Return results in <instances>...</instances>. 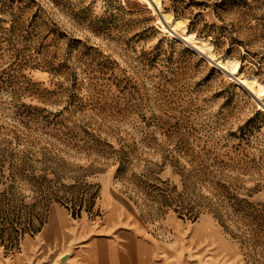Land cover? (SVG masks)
<instances>
[{
    "label": "rangeland",
    "instance_id": "1",
    "mask_svg": "<svg viewBox=\"0 0 264 264\" xmlns=\"http://www.w3.org/2000/svg\"><path fill=\"white\" fill-rule=\"evenodd\" d=\"M263 87L264 0H0V264H264Z\"/></svg>",
    "mask_w": 264,
    "mask_h": 264
},
{
    "label": "crops",
    "instance_id": "2",
    "mask_svg": "<svg viewBox=\"0 0 264 264\" xmlns=\"http://www.w3.org/2000/svg\"><path fill=\"white\" fill-rule=\"evenodd\" d=\"M65 217L53 218L49 231L66 230ZM125 240L119 238H96L86 246L78 248L77 255L69 256L64 264H144L143 242L135 234L125 233ZM62 239V236H60ZM67 252L60 253V256Z\"/></svg>",
    "mask_w": 264,
    "mask_h": 264
},
{
    "label": "bare ground",
    "instance_id": "3",
    "mask_svg": "<svg viewBox=\"0 0 264 264\" xmlns=\"http://www.w3.org/2000/svg\"><path fill=\"white\" fill-rule=\"evenodd\" d=\"M157 2H158V4H159V0H157ZM162 12H163V14L166 16L167 15V12L166 11H164V10H162ZM177 22H180V21H178V20H176ZM169 22V27H170V31H171V33L172 34H175V33H177V30H176V25L177 24H175V22H173V23H170V21H168ZM179 36H181L182 38H183V40H185V41H189L190 39H191V37L193 36V33H191L190 35H185V36H183V35H179ZM195 45H193V46H195V47H199V48H203V46L202 45H200L199 43H194ZM209 46L210 47H212L213 46V43L212 42H209ZM215 64L217 65V66H219V67H222V68H227L226 67V64H225V62L223 61V59L220 57V58H217L216 60H215ZM238 66H239V62H236V64H235V66L233 67V69H232V72L233 73H237V70H238ZM235 75V74H234ZM237 77V76H236ZM253 77V76H252ZM241 79V78H240ZM238 81H241V80H239L238 79ZM242 82V81H241ZM250 82V81H249ZM259 83V81L257 80V78H256V76H254L253 77V79H252V85L253 84H256V83ZM244 83V82H243ZM249 85V84H248ZM249 86H251V85H249ZM252 87V86H251ZM261 92H264V87L262 88V90H261ZM262 93H260V97L262 96L261 95ZM262 98V97H261ZM263 101H264V99H263ZM264 103V102H263Z\"/></svg>",
    "mask_w": 264,
    "mask_h": 264
},
{
    "label": "water",
    "instance_id": "4",
    "mask_svg": "<svg viewBox=\"0 0 264 264\" xmlns=\"http://www.w3.org/2000/svg\"><path fill=\"white\" fill-rule=\"evenodd\" d=\"M153 4H154V6L156 7V3H154L153 2ZM157 9H158V7H157ZM170 28V27H169ZM183 39V38H182ZM185 41V40H184ZM212 60L215 62V60L212 58ZM233 77H235L234 76V74H233ZM241 83V82H240ZM262 105H264V103L263 102H260ZM68 257H69V254L67 253V254H65V255H63V257H62V260L63 261H67L68 260Z\"/></svg>",
    "mask_w": 264,
    "mask_h": 264
},
{
    "label": "trees",
    "instance_id": "5",
    "mask_svg": "<svg viewBox=\"0 0 264 264\" xmlns=\"http://www.w3.org/2000/svg\"><path fill=\"white\" fill-rule=\"evenodd\" d=\"M82 208V207H81Z\"/></svg>",
    "mask_w": 264,
    "mask_h": 264
}]
</instances>
